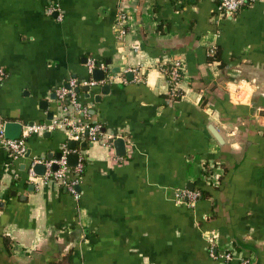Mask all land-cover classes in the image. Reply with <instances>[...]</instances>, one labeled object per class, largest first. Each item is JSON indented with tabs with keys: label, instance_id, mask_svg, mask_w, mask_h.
Here are the masks:
<instances>
[{
	"label": "crops",
	"instance_id": "0c3cea01",
	"mask_svg": "<svg viewBox=\"0 0 264 264\" xmlns=\"http://www.w3.org/2000/svg\"><path fill=\"white\" fill-rule=\"evenodd\" d=\"M219 2L0 0V123H20L26 142L18 157L0 143V264H264V0L231 17ZM87 58L105 81L80 87L79 117L100 134L79 142L74 196L29 172L66 132L31 127L52 120L68 78H93ZM176 59L171 95L163 69ZM190 184L208 194L193 205L177 198Z\"/></svg>",
	"mask_w": 264,
	"mask_h": 264
},
{
	"label": "built area",
	"instance_id": "2783aa9c",
	"mask_svg": "<svg viewBox=\"0 0 264 264\" xmlns=\"http://www.w3.org/2000/svg\"><path fill=\"white\" fill-rule=\"evenodd\" d=\"M247 0H220L217 9L221 16H233L237 13L245 4ZM50 11V10H49ZM127 16L125 12H120L118 16L119 24V36H123L126 33L125 21ZM132 50L136 51L137 46H134ZM86 68L89 73H92L94 69L106 70V65L101 61H96L94 58H87ZM163 72L166 75V79L169 85L170 94L175 93V87L177 83L181 80L183 73V63L181 60L171 61L164 69ZM5 72L0 68V80L4 77ZM105 81V78L96 80L93 78H88L87 80L79 82L75 77H70L67 81L56 88L55 96L58 102V109L48 124H44L37 127H31L34 131L40 130L42 128L46 129H62L66 132L67 140L73 142L85 141L87 139L94 141L98 139L100 134V125L89 121V119L81 118L79 115H85L87 108L86 105L82 103L81 97L82 93L80 91L81 86L90 88H96L100 86ZM1 120V118H0ZM2 121V120H1ZM114 138V136H111ZM0 143L5 146L12 157L23 156L26 152V142L23 136L17 139H8L4 136L3 122L0 123ZM69 153H76L78 159L76 165L71 167L67 163V155ZM42 163L45 166L44 173L41 178L44 181H55L65 186L67 191L72 195H77L76 186L80 183L81 176L84 170L83 159L78 151L74 148H69L66 144L63 146L61 155L58 159H42V160H32L30 163L29 172L30 175H34L33 167ZM53 165L56 168H53ZM187 198L186 201L182 200V197ZM199 196L198 190H187L185 194L178 193L177 198L181 202H185L188 205H193ZM226 260L231 258L229 253L223 254ZM241 264H251L250 260L244 259Z\"/></svg>",
	"mask_w": 264,
	"mask_h": 264
},
{
	"label": "water",
	"instance_id": "95a60500",
	"mask_svg": "<svg viewBox=\"0 0 264 264\" xmlns=\"http://www.w3.org/2000/svg\"><path fill=\"white\" fill-rule=\"evenodd\" d=\"M92 77L93 79H101L103 77V72L101 70L98 69H94L92 71ZM110 86L105 84L102 86V93H107L109 90ZM88 87H83V90H87ZM54 97V96H53ZM95 100H99V96L95 97ZM41 106V105H40ZM53 116V112H49L47 118L51 119ZM209 130L212 133V135L214 136V138L220 143L223 144L224 140L222 139L221 135L219 134V132L215 129V127L213 125H209ZM3 130H4V136L5 138L8 139H17L21 136V132H22V125L18 122H13V121H6L3 123ZM104 132V130H103ZM82 147H84L86 145L85 142H81L80 144ZM91 145V144H89ZM113 146L115 149V153L118 156H123L125 154V142L123 140V138L121 137H116L113 140ZM68 147L69 148H74L75 147V143L73 141L68 143ZM53 154H49L48 158H51ZM61 155V152H57L55 153L54 157L56 159H58ZM27 156V155H26ZM78 159V155L76 153H69L67 155V163L69 166L73 167L76 165ZM53 168L55 169L56 166L53 165ZM45 166L44 164H36L33 167V171L38 174V175H42L44 172ZM189 189L192 190L193 189V185L190 184Z\"/></svg>",
	"mask_w": 264,
	"mask_h": 264
},
{
	"label": "trees",
	"instance_id": "16d2710c",
	"mask_svg": "<svg viewBox=\"0 0 264 264\" xmlns=\"http://www.w3.org/2000/svg\"><path fill=\"white\" fill-rule=\"evenodd\" d=\"M249 3V0H247V3L243 6V7H245L247 4ZM220 59V57H219V55H218V50L217 49H215L214 50V52L212 53V54H210L209 56H208V58H207V60H208V62H211V61H215V60H219ZM177 93H179V92H177ZM68 146V145H67ZM74 149L76 150V151H78L79 149H80V143L79 142H76V146L74 147ZM208 173V172H207ZM199 191V196L200 197H206L208 194L206 193V191H204V190H198ZM198 196V197H199Z\"/></svg>",
	"mask_w": 264,
	"mask_h": 264
}]
</instances>
